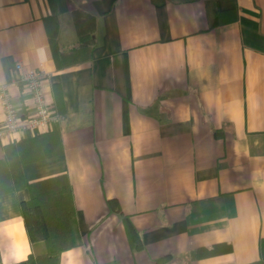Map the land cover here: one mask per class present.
I'll list each match as a JSON object with an SVG mask.
<instances>
[{
  "label": "crops",
  "instance_id": "obj_1",
  "mask_svg": "<svg viewBox=\"0 0 264 264\" xmlns=\"http://www.w3.org/2000/svg\"><path fill=\"white\" fill-rule=\"evenodd\" d=\"M31 68L59 119L20 171L69 179L78 242L59 264H262L264 0H0V86L23 107ZM29 197L0 193V264L41 247Z\"/></svg>",
  "mask_w": 264,
  "mask_h": 264
},
{
  "label": "trees",
  "instance_id": "obj_2",
  "mask_svg": "<svg viewBox=\"0 0 264 264\" xmlns=\"http://www.w3.org/2000/svg\"><path fill=\"white\" fill-rule=\"evenodd\" d=\"M49 40L52 50H57V40L54 31L49 34ZM28 132V133H27ZM21 139L5 145L6 156L1 165L8 166L9 187H0V193L22 186H27L30 191V197L22 201L21 208L24 215L26 229L30 238L35 241L28 215L34 212H42L46 225V234L44 236V249H40L30 254L27 260L19 264H59L60 252L78 242V232L76 228L75 206L73 201L72 187L67 175L59 174L53 177L28 183L20 171L19 148L25 144L32 145L34 142L42 141L48 148H53L52 142H46L42 132L27 131ZM27 133V134H26ZM46 133V132H45ZM34 135V136H33ZM55 141L58 140V129L54 125L50 134ZM24 144V145H25ZM51 152V151H49ZM47 151V153H49ZM127 230L131 232L130 222L127 217L123 218ZM261 261L264 264V238L260 239Z\"/></svg>",
  "mask_w": 264,
  "mask_h": 264
},
{
  "label": "built area",
  "instance_id": "obj_3",
  "mask_svg": "<svg viewBox=\"0 0 264 264\" xmlns=\"http://www.w3.org/2000/svg\"><path fill=\"white\" fill-rule=\"evenodd\" d=\"M16 67L21 68V64ZM46 72L42 69H29L20 80L31 95V103L17 105L5 86H0V141L13 142L25 132H45L58 121L59 115L52 108L42 89V81Z\"/></svg>",
  "mask_w": 264,
  "mask_h": 264
},
{
  "label": "rangeland",
  "instance_id": "obj_4",
  "mask_svg": "<svg viewBox=\"0 0 264 264\" xmlns=\"http://www.w3.org/2000/svg\"><path fill=\"white\" fill-rule=\"evenodd\" d=\"M4 184H8V181H4ZM1 184V182H0ZM28 221L30 222L31 229L33 232V236L35 241L41 243L42 249H44V236L46 234V225L42 216V212H34L28 215Z\"/></svg>",
  "mask_w": 264,
  "mask_h": 264
},
{
  "label": "clouds",
  "instance_id": "obj_5",
  "mask_svg": "<svg viewBox=\"0 0 264 264\" xmlns=\"http://www.w3.org/2000/svg\"><path fill=\"white\" fill-rule=\"evenodd\" d=\"M5 264H7V262H5Z\"/></svg>",
  "mask_w": 264,
  "mask_h": 264
}]
</instances>
